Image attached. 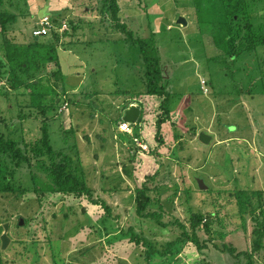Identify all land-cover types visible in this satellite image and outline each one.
Segmentation results:
<instances>
[{
    "label": "rangeland",
    "instance_id": "374dc122",
    "mask_svg": "<svg viewBox=\"0 0 264 264\" xmlns=\"http://www.w3.org/2000/svg\"><path fill=\"white\" fill-rule=\"evenodd\" d=\"M194 1L119 0L121 21L139 37L154 35L160 48L173 94L161 143L156 137L161 99L156 96H143L145 114L131 123L132 133L118 127L125 110L137 104V93L146 90L145 65L140 48L123 40L100 0H3V9L17 15L9 26L16 42L32 41L34 26L48 14L62 30L42 41L80 43L70 53L60 52L69 90L43 97L42 104L50 107L46 117L33 104L30 89L8 84L9 64L0 45V126L30 143L41 137L45 120L54 147L79 159L86 181L121 216L123 229L133 226L161 245L176 232L136 214L137 185L159 170L152 186L160 196L152 206L162 205L167 219L189 224L196 217L200 239L209 243L200 250L189 242L173 264H252L221 248L251 247V216H241L236 194L264 190V0H252L253 20L249 14L229 17L232 53L239 52L234 57L215 44L211 24L197 22V8H205L207 0L198 6ZM181 15L188 25L177 23ZM255 28L260 32L253 42ZM57 68L54 63L44 67L50 83ZM201 132L211 136L209 142L200 140ZM159 145L157 154L153 150ZM31 175L26 168L18 173L24 192L0 193V264L148 263L147 251L130 242V232L103 231L102 207L86 197L39 195ZM7 222L10 242L2 248ZM257 259L264 264V258Z\"/></svg>",
    "mask_w": 264,
    "mask_h": 264
},
{
    "label": "trees",
    "instance_id": "16d2710c",
    "mask_svg": "<svg viewBox=\"0 0 264 264\" xmlns=\"http://www.w3.org/2000/svg\"><path fill=\"white\" fill-rule=\"evenodd\" d=\"M102 9L107 12L115 27L123 34V40L140 48L141 57L145 65L144 82L146 90L137 93V104L141 107L143 113L139 117H144V95L156 96L161 99V114L156 121L158 133L156 137L161 143L164 142L161 130L163 125L171 119L172 91L166 84L160 48L154 35L150 37H139L128 27L126 22L121 21V6L119 0H100ZM201 0H195V6ZM3 0H0V45L6 51V58L9 64V78L7 82L10 87H24L30 89L32 102L39 114L47 116L50 107L43 105L42 99L51 91L58 94L59 91H67V75L63 72L61 66L60 52L70 53L76 44L80 43L79 39L69 40V42L59 44L60 39L46 42L40 38L47 36L54 37L60 31L61 23L53 16L52 20L56 28L51 30L47 36H35L34 39L26 43L16 42L9 35V26L17 19L15 13L8 12L2 7ZM252 0H207L205 8L198 7L197 22L203 24H211L214 29L215 44L221 50L229 52L232 57L239 52H233L234 32L229 22V17L236 18L240 14H249L253 20V12L251 10ZM198 6V5H197ZM104 19V18H103ZM102 21L107 22V19ZM260 32L254 29L252 40ZM65 34L67 32L65 31ZM62 46V47H61ZM62 48V49H61ZM54 63L57 65V71L54 72L52 83L43 74L44 67ZM262 63V62H261ZM261 72V82L264 93V65ZM58 98L54 99V103L58 102ZM52 108V107H51ZM123 120V119H122ZM44 121L42 135L34 142H21L15 139L9 131L0 126V193H16L24 192L23 181L18 176L20 170L26 168L31 172L32 180L36 182V191L39 195L46 192L62 193L65 195H73L74 197H86L90 203L100 206L104 209V214L100 221L103 231L109 235L111 233L122 232L124 235L131 233L130 242L140 246L147 251L146 259L149 264H156L155 259L160 258L158 264H173L177 257L183 251L184 247L193 242L198 249L202 250L209 247L208 241L203 242L197 231L196 217H192L189 224L183 222L179 218L167 219V214L162 205L160 209L152 206L156 200V194L160 196L159 188L152 186L156 182L158 172L154 174H146L143 180L136 188V214L143 219H151L162 227H171L176 235L167 240L165 243L158 245L143 233H138L130 226L128 231L123 229L121 224V216L115 214L113 207L107 201L95 194L84 176L83 170L78 164V160L71 155L65 148H55L51 141L50 132L47 123ZM136 134L138 130H136ZM161 145V144H160ZM160 145L154 148L157 153ZM158 154V153H157ZM160 157V156H159ZM161 160L160 158L156 159ZM238 204L242 209L241 216L250 215L253 225L252 235L254 237L251 247L242 251H238L236 247L224 244L221 251H229L235 258L242 255L251 261L252 264H261L259 258H264V190L237 192ZM259 212V214H256ZM178 226V228L176 227ZM96 230V229H95ZM101 230V229H100ZM102 234V231H100ZM215 248L219 246L214 244Z\"/></svg>",
    "mask_w": 264,
    "mask_h": 264
},
{
    "label": "water",
    "instance_id": "95a60500",
    "mask_svg": "<svg viewBox=\"0 0 264 264\" xmlns=\"http://www.w3.org/2000/svg\"><path fill=\"white\" fill-rule=\"evenodd\" d=\"M177 23H181L183 25H188V20L185 16H179L177 19ZM142 109L139 105L136 103L131 104L128 109L125 110L124 116L122 119L126 122L130 123H136L141 115ZM211 139V136L206 134L205 132L200 133V140L207 143ZM199 184L202 189L207 188V186L204 184L202 179H199ZM24 219H20V224H23ZM4 232L1 234V240H2V248H6L10 242V237L8 235L9 230V222L5 223L4 225Z\"/></svg>",
    "mask_w": 264,
    "mask_h": 264
},
{
    "label": "built area",
    "instance_id": "2783aa9c",
    "mask_svg": "<svg viewBox=\"0 0 264 264\" xmlns=\"http://www.w3.org/2000/svg\"><path fill=\"white\" fill-rule=\"evenodd\" d=\"M54 28H56V26L52 20V17L50 15L46 14L40 18L39 22L37 23V26L33 30V34L35 36H47L51 33V30ZM132 104H134V103H132ZM118 127L121 131L132 133V126H131L130 122H126V121L122 120L119 123Z\"/></svg>",
    "mask_w": 264,
    "mask_h": 264
},
{
    "label": "crops",
    "instance_id": "0c3cea01",
    "mask_svg": "<svg viewBox=\"0 0 264 264\" xmlns=\"http://www.w3.org/2000/svg\"><path fill=\"white\" fill-rule=\"evenodd\" d=\"M75 91L77 90V88L74 89ZM148 264V263H147Z\"/></svg>",
    "mask_w": 264,
    "mask_h": 264
}]
</instances>
